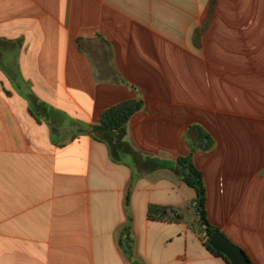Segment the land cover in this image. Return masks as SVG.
Returning a JSON list of instances; mask_svg holds the SVG:
<instances>
[{"label":"crops","instance_id":"1","mask_svg":"<svg viewBox=\"0 0 264 264\" xmlns=\"http://www.w3.org/2000/svg\"><path fill=\"white\" fill-rule=\"evenodd\" d=\"M130 100L126 140L164 166L193 153L211 224L264 264V0H0V264H228L170 169L128 205L134 164L93 127Z\"/></svg>","mask_w":264,"mask_h":264},{"label":"trees","instance_id":"2","mask_svg":"<svg viewBox=\"0 0 264 264\" xmlns=\"http://www.w3.org/2000/svg\"><path fill=\"white\" fill-rule=\"evenodd\" d=\"M141 105L142 103L140 100H130L113 106L102 113L100 124L93 127L94 137L108 145L114 161L124 163L126 159H130L131 163L134 164V167L132 166L134 171L128 194V205L131 200L135 182L144 175V172H154L158 169L159 165L151 159L145 158L126 140L128 124L131 118L140 110ZM200 135V149L205 152L212 150L215 145L212 137L201 129ZM193 151H195V149H193ZM159 168L170 169L181 182L192 187L196 191V198L190 205L196 218L193 227L200 236L206 237L204 245L213 255L221 257L228 264H231L224 255L215 251L209 245L210 238L221 231L219 228L212 225L209 220L207 189L204 176L194 164L193 153L180 157L172 166L160 164ZM148 218L152 221L179 222L182 219V215L173 207L150 205L148 208ZM131 221L132 219L130 217L129 226L124 228L121 239L130 232ZM121 239V247L124 248L126 252L129 251L131 245L123 241L121 242ZM250 264L254 263L250 260Z\"/></svg>","mask_w":264,"mask_h":264},{"label":"water","instance_id":"3","mask_svg":"<svg viewBox=\"0 0 264 264\" xmlns=\"http://www.w3.org/2000/svg\"><path fill=\"white\" fill-rule=\"evenodd\" d=\"M209 245L217 252L224 255L231 264H250L244 250L233 243L222 232L213 235L209 240Z\"/></svg>","mask_w":264,"mask_h":264},{"label":"rangeland","instance_id":"4","mask_svg":"<svg viewBox=\"0 0 264 264\" xmlns=\"http://www.w3.org/2000/svg\"><path fill=\"white\" fill-rule=\"evenodd\" d=\"M204 240H206V237H203Z\"/></svg>","mask_w":264,"mask_h":264}]
</instances>
